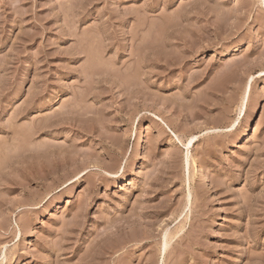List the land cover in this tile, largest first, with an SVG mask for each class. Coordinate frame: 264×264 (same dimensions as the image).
Returning <instances> with one entry per match:
<instances>
[{
	"label": "rangeland",
	"instance_id": "rangeland-1",
	"mask_svg": "<svg viewBox=\"0 0 264 264\" xmlns=\"http://www.w3.org/2000/svg\"><path fill=\"white\" fill-rule=\"evenodd\" d=\"M0 264H264V0H0Z\"/></svg>",
	"mask_w": 264,
	"mask_h": 264
},
{
	"label": "bare ground",
	"instance_id": "bare-ground-1",
	"mask_svg": "<svg viewBox=\"0 0 264 264\" xmlns=\"http://www.w3.org/2000/svg\"><path fill=\"white\" fill-rule=\"evenodd\" d=\"M191 144V142L189 143V145ZM168 247V241H166V243H165V248H167Z\"/></svg>",
	"mask_w": 264,
	"mask_h": 264
}]
</instances>
